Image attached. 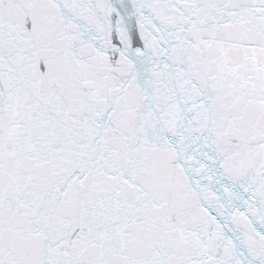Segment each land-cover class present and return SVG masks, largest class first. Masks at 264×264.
<instances>
[{"label":"snow or ice","instance_id":"1","mask_svg":"<svg viewBox=\"0 0 264 264\" xmlns=\"http://www.w3.org/2000/svg\"><path fill=\"white\" fill-rule=\"evenodd\" d=\"M0 264H264V0H0Z\"/></svg>","mask_w":264,"mask_h":264}]
</instances>
